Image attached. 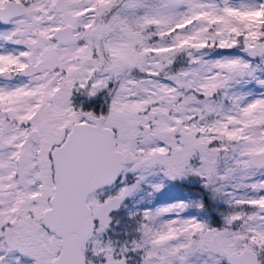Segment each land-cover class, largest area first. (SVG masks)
Listing matches in <instances>:
<instances>
[{"label": "snow or ice", "instance_id": "6c2138e0", "mask_svg": "<svg viewBox=\"0 0 264 264\" xmlns=\"http://www.w3.org/2000/svg\"><path fill=\"white\" fill-rule=\"evenodd\" d=\"M0 264H264V0H0Z\"/></svg>", "mask_w": 264, "mask_h": 264}]
</instances>
